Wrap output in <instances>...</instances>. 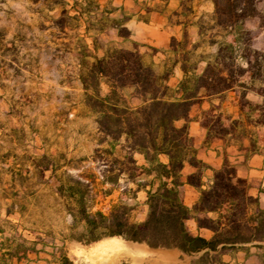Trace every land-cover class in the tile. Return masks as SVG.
<instances>
[{"label": "trees", "instance_id": "obj_1", "mask_svg": "<svg viewBox=\"0 0 264 264\" xmlns=\"http://www.w3.org/2000/svg\"><path fill=\"white\" fill-rule=\"evenodd\" d=\"M258 1L213 0L214 23L201 24L200 31L217 28L209 39L217 45L216 51L193 59L191 50L186 49V35L183 42L173 37L171 49L176 53L184 51L180 57L167 59L162 73L156 70L153 61L146 59L136 42L133 48L108 47L102 55L93 54L91 62L81 60L83 103L95 115L100 134L98 144H105L95 149V158L104 165L100 169L101 180L96 182L94 174L86 179L67 170L58 175L57 167L46 154L35 166L41 172L50 171L49 177L58 181L55 192L63 198L64 210L71 217L66 238L92 242L121 236L154 248H176L195 254L196 264H227L223 260L226 253L243 250L249 254L251 247L264 248V206L259 196L250 193V183L237 175L236 166L228 157L220 168H213L199 158L189 131L190 112L195 103L234 90L238 95V117H228L230 123L225 124L222 113H216L220 105L211 104L205 118L200 119L206 140L219 137L237 141L249 137L251 146L256 148L255 129L264 127V49L253 47V36L245 21L262 17ZM127 17L111 19L110 26L116 27L123 37L131 34L123 25ZM63 20L61 16L54 22L63 27ZM91 28L104 26L96 21L93 27H87V32ZM217 36L221 38L216 39ZM93 43L97 49L96 39ZM179 61L185 76L174 88L168 80ZM201 61L206 64L197 72ZM103 85L107 88L105 93ZM249 92L258 95L261 101L249 99ZM132 99L139 103H132ZM179 120L184 122L179 125ZM137 155L143 157V163ZM186 164L194 168L186 175V181L199 190L192 206L185 204L180 194ZM209 168L213 177L206 184L204 175ZM99 183L110 186L100 190ZM130 183L135 186H129ZM115 189H120V199L108 212L93 210L100 191L107 195ZM140 190L146 191L147 213L144 219L135 220L133 212ZM19 211L23 212L22 207ZM190 218L198 228L211 230L212 235L207 238L194 234L187 225ZM79 226L82 229L76 230ZM9 240V243L0 241V246L5 247L0 262L13 257L29 259L30 253L39 255L43 250L37 247L38 243L46 245L40 236L28 246L23 244L29 241L26 238L22 243L16 242V238ZM59 252V256L51 252L53 261L73 264L62 247ZM260 257L264 264V252Z\"/></svg>", "mask_w": 264, "mask_h": 264}, {"label": "rangeland", "instance_id": "obj_2", "mask_svg": "<svg viewBox=\"0 0 264 264\" xmlns=\"http://www.w3.org/2000/svg\"><path fill=\"white\" fill-rule=\"evenodd\" d=\"M210 1L203 0L205 9ZM96 8L97 0H0V241L9 243V239L16 238V242L22 243L26 238L29 241L23 244L28 246L40 236L46 242V245L37 244L43 249L39 255L30 253L29 259L13 257L4 264H59L53 261L51 252L59 256L61 247L73 264H138L141 261V264H196L195 254L182 253L176 248H154L125 238L141 250H136L133 260L114 262L108 257L113 249L104 247L111 237L92 242L66 238L71 217L64 210L63 198L55 192L58 181L49 177L50 171L41 172L35 167L46 154L57 167L58 175L67 170L86 179L94 174L96 182L101 180L100 169L104 165L95 158V149L105 144H98L100 134L95 115L83 103L80 63L83 59L91 62L93 54L99 55L94 39L102 49L127 45L118 43L110 33L95 34L94 28L87 32V27H93L97 21ZM258 8L262 17L248 18L245 25L252 33L253 46L264 49V0L258 1ZM61 16L63 27L54 22ZM204 22L211 24L207 17ZM211 32L215 31H205L209 37ZM199 52L210 54L213 48H199L193 59ZM165 60L161 53L157 55L158 71ZM106 91L103 85L102 92ZM248 98L261 101L253 92L248 93ZM223 100L222 108L216 113H222L224 123L229 124L228 117L236 116L239 110L238 101L231 92ZM132 103L138 104L139 100L132 99ZM209 107L207 102L193 105V118L204 119ZM182 123L178 121L179 125ZM255 130L261 142L264 129ZM109 186L99 183L97 189ZM119 199L120 189L107 195L100 191L93 210L108 212ZM145 200L144 193H138L133 219L146 216ZM127 201L134 203L131 199ZM188 226L192 227L191 223ZM81 229V226L76 228ZM4 251L5 247L0 246V254ZM263 252L264 248L256 247L249 254L241 251L235 259L224 256L223 260L227 264H262ZM44 258L52 261L45 263Z\"/></svg>", "mask_w": 264, "mask_h": 264}, {"label": "crops", "instance_id": "obj_3", "mask_svg": "<svg viewBox=\"0 0 264 264\" xmlns=\"http://www.w3.org/2000/svg\"><path fill=\"white\" fill-rule=\"evenodd\" d=\"M203 9H205L203 0H168L167 2L163 0H97V21L103 25L104 28L94 29L93 31H95V34L100 35L110 33L113 39L118 43L126 44L127 46L125 47L127 48H133L134 42H136L139 50L145 54L148 61H153L155 64L157 55L161 53L163 57L166 58V63L167 59L170 57H180V52L184 51L181 50L176 53L171 49V40L173 37L176 38L177 41L183 42L186 35L188 42L186 49L191 50L192 56L197 53L199 48L211 47L213 48V52L211 53L216 51L217 45L211 44L209 42L210 37L205 32L203 33L200 31L201 24L205 23V17L209 19L211 24L214 23V19H212L214 13L213 0L210 1L207 9ZM124 16H128L127 19L124 20L123 25L130 30L131 34L129 37L120 36L117 28L110 26L112 22L111 19L120 20ZM216 29L217 28L213 29V31H216ZM215 38L219 39L220 36ZM149 48H157V50L152 53ZM104 50L105 49L97 47V53L99 55L103 54ZM207 55H209V53L203 54V52H199L195 59ZM181 64L182 62L179 61L174 66L173 73L168 80V84L174 88L178 86L179 82L185 76ZM205 64L206 61H201L197 72H201ZM165 67L166 65L163 64L159 71L156 70L162 73ZM230 92L235 93V100L238 101L236 91L228 90L222 95L218 94L205 97L200 103L203 104L207 102L209 106L216 103V105H220L221 109V104L224 102L223 96ZM238 115L239 110L236 111V116L234 115L232 117L235 118L238 117ZM190 117L189 131L193 136L198 157L210 164L213 168H220L223 165L224 158L228 157L236 166L237 175L246 178L250 183V193L254 196H259L260 203L264 206V139L257 143L256 148L251 146L249 137H243L237 141L219 137L206 140V130L201 125L200 119L197 117L193 118L191 112ZM260 128L264 129V127ZM137 157L140 163H143V157L141 155H137ZM193 170L194 168L192 166L186 164L183 170L184 183L180 186L181 197L188 206H192L199 196V190L186 181V175ZM212 177L213 171L209 168L205 171L204 175L206 184L211 182ZM140 192H143L146 197L145 190H140L138 193ZM145 206L147 208L146 204ZM188 223H191L192 227H188L194 234H201L207 238L212 235L211 230L207 228H198L193 218L188 219L187 225ZM253 248L256 247H251L250 252H252ZM241 251L243 250L234 253H226L223 257L229 256L235 259V256ZM37 262L40 263L42 260H38ZM45 263H47V261H45ZM0 264H4V262H0Z\"/></svg>", "mask_w": 264, "mask_h": 264}, {"label": "bare ground", "instance_id": "obj_4", "mask_svg": "<svg viewBox=\"0 0 264 264\" xmlns=\"http://www.w3.org/2000/svg\"><path fill=\"white\" fill-rule=\"evenodd\" d=\"M110 246L111 249H113V253L110 255L108 254V257L111 259V261H116L119 259H126V258H132V260L136 257V250L140 251L141 248L137 247L138 249H135L133 246L130 245L123 237L121 236H113L109 239H107L104 243V247ZM100 258L103 257V255L100 254ZM135 261V260H134ZM143 262V261H141ZM138 263V264H141ZM136 263V262H135Z\"/></svg>", "mask_w": 264, "mask_h": 264}]
</instances>
